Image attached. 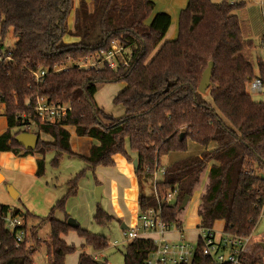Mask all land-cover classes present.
<instances>
[{
  "label": "trees",
  "instance_id": "16d2710c",
  "mask_svg": "<svg viewBox=\"0 0 264 264\" xmlns=\"http://www.w3.org/2000/svg\"><path fill=\"white\" fill-rule=\"evenodd\" d=\"M90 3L91 9L85 0H77L75 8L73 0H0V47L10 30L16 38L13 47L6 50L12 62L0 64V103L6 120L0 153L38 155L37 178L44 174L48 152L54 153L53 168L63 157L79 159L85 165L66 181V193L44 217L49 224L47 263L65 264L66 257L75 252L74 246L65 243L69 232H75L92 250L108 247L105 237L79 225H66V201L76 196L78 182L86 172L113 167L115 155L130 162L128 152L135 153L138 213L157 209L150 191L152 171L161 156L185 152L188 142L204 151L166 166L155 184L163 223L181 230L179 214L186 207L179 209L180 204L201 188L197 227L212 228L215 221H223V234L253 235L264 212V101H253L246 87L255 78L264 84V60L253 61L249 29L235 14L245 4L188 0L179 13L176 39L165 42L170 25L167 14L156 13L145 24L154 7L151 1ZM71 12L73 24L69 28ZM64 37L74 41L67 43ZM113 40L129 52L127 67L95 71L75 66L77 61L107 51ZM210 62L213 67L205 93L211 104L197 90ZM38 69L47 73L35 88L29 70ZM114 83L126 85L112 100L124 108V117L119 120L105 114L93 99L101 86ZM35 93L53 104L68 105L65 118L39 123L30 98ZM29 121L34 125L31 131L24 129ZM67 127H73L77 137L94 142L86 156L71 151ZM22 132L37 136L33 151L15 142V136ZM41 134L50 141L42 140ZM210 145L214 147L208 150ZM168 192L175 193L174 201L162 203L161 197ZM56 212L63 215V221L55 219ZM8 214L24 222L28 236L19 247L1 219ZM29 216L26 210L0 204V264H35L34 249L27 242L28 238L35 240L34 228L26 223ZM92 220L106 225L115 218L97 206ZM259 241H252L251 253L243 256V264H263L259 257L263 243ZM154 249L151 240H130L123 247V264H147ZM77 264L96 263L80 254ZM188 264L212 263L197 244Z\"/></svg>",
  "mask_w": 264,
  "mask_h": 264
},
{
  "label": "rangeland",
  "instance_id": "374dc122",
  "mask_svg": "<svg viewBox=\"0 0 264 264\" xmlns=\"http://www.w3.org/2000/svg\"><path fill=\"white\" fill-rule=\"evenodd\" d=\"M222 0H212L213 3H218ZM230 2H238L239 0H228ZM261 0H251L250 6L244 9L238 10L235 14L239 17V19L243 20L247 28L249 29V35L252 40L253 45H255V49L253 50V61L256 60L255 57L261 58L263 56V51L258 47L259 40L261 36L264 34V14L261 8ZM154 10V7H153ZM152 10V11H153ZM152 13V12H151ZM159 13V12H157ZM70 18L71 15L67 18V26L70 28ZM153 18V14H151L145 24H149L151 19ZM176 28H171L168 30L166 37L163 41H173L176 39L171 38V34H174ZM63 40L65 42H73L72 38L64 37ZM16 42V38L12 35L11 30L7 33L6 38L3 44L0 47V51H6L13 47ZM256 69V67H255ZM256 71V70H255ZM117 84V83H114ZM250 98L255 102L264 101V94L254 95L248 91ZM204 98L211 104L210 99L207 97V93L203 94ZM3 129L2 124H0V130ZM30 133V132H29ZM42 138H46L49 140V137L42 135ZM204 151V148L200 147L197 144H188L187 149V157L190 156H199L200 153ZM183 152V153H185ZM54 153L48 152L44 155V164L45 171L42 177H22L20 180L21 185L24 187L23 189L26 191L24 194V201L29 200V204H34L36 209L29 208L31 212L34 214H42L43 210L46 208L47 200L53 198V191L58 195L59 198L62 197L64 191L66 190V181L71 179L76 173L81 170V167L76 168L74 172H69V166L73 163L80 164L82 162L77 159L71 160L70 162L67 160H61L56 168H53L51 165V159L53 158ZM175 157H179L178 155H172ZM182 156V155H181ZM170 155H163L160 157V165H167L170 160ZM114 166L103 172H94L95 178L99 180L100 184L103 186V193L101 195V201H97L95 197V188L94 177L90 172H86L85 176L79 180L78 184V204L74 207V213L76 211L82 209V215L80 216V220L82 223V228L94 235L103 236L108 240L107 249L101 251L100 253H94L95 250H91L89 247L85 249H80V239L75 232H72L69 236L68 242L73 244L75 247V252L69 256H67L65 260V264H77L78 256L80 254L92 255L95 257V261H104L106 264H123V247L127 243V239L123 235V231L120 229L122 225V220L127 219V227L131 228V224H129L132 220H137L138 214V205L136 199V191L138 193V185L137 179L135 177L134 168L132 162L126 161V159L120 155H116L113 158ZM84 164V163H83ZM84 167V166H83ZM99 169V170H102ZM18 169H14L8 160H2L0 164V176L3 177V174H6V178H4L3 182H0V191L3 190L6 192V187L11 186L15 191L14 185L16 184L15 180ZM118 175L122 176V180L118 179ZM15 177V178H14ZM71 177V178H70ZM101 188L100 186H97ZM201 190V188H200ZM200 190L193 195V200H188L186 204V208L181 210L179 217L182 220V231L181 234L184 238H189L194 240L196 237V223L198 221L197 217V209L200 203ZM17 192V191H16ZM198 196V197H197ZM16 204H19L16 201ZM27 206V204H25ZM96 206H99L107 213L109 212L111 215L115 217V220L111 221L106 225H97L93 220L92 216L94 214V209ZM28 207V206H27ZM93 209V211H90ZM57 213V212H56ZM28 214H30L28 212ZM55 214V213H54ZM78 215V214H74ZM45 217V216H44ZM44 217H37L30 214L27 219L28 226H32L33 234L35 240L28 238V246L34 249V261L37 264H41V261H46V246H47V235L49 232V225L44 220ZM78 216H73L72 219H76ZM138 225V220H137ZM217 229L220 228L219 225L216 226ZM264 236V212L261 215L260 223L256 228L255 232L252 235V239L256 240ZM263 240V241H262ZM259 242L264 244V239ZM70 244V245H71ZM92 257V258H93ZM259 257L261 258L264 264V250L259 253Z\"/></svg>",
  "mask_w": 264,
  "mask_h": 264
},
{
  "label": "built area",
  "instance_id": "2783aa9c",
  "mask_svg": "<svg viewBox=\"0 0 264 264\" xmlns=\"http://www.w3.org/2000/svg\"><path fill=\"white\" fill-rule=\"evenodd\" d=\"M258 47L262 49L264 60V35L260 38ZM129 52L126 51L117 41L113 40L105 52H100L84 60L77 61L75 66L82 69L98 71L103 68L115 70L128 66ZM12 62L11 57L6 51H0V64ZM35 88L43 82L47 73L45 70H29ZM248 91L254 95L264 94V84L257 78L252 79L248 84ZM32 99V110L39 123L55 122L65 118L68 105L53 104L44 96L35 93ZM4 116V107L0 103V117ZM23 118L26 115H22ZM24 126V129L31 131L33 122ZM165 171V167L155 166L152 171V184L150 191L157 202V209H149L143 213H138V227L123 231L127 240L144 238L152 241L155 249L149 253L147 264H188L195 253L196 246H201L202 255L210 260L212 264H243L244 255L251 253L252 235L241 238L235 235L221 234L216 236L212 228L196 227V237L194 240L184 238L181 231L174 226H167L161 219V207L158 193L155 188ZM175 193L168 192L161 197V202L171 204L174 201ZM6 230L14 240L15 247H19L27 238V231L23 228L24 222L18 217H11L9 214L1 218ZM178 235L177 239H169L170 232ZM264 239V236L261 237ZM41 264H48L47 261Z\"/></svg>",
  "mask_w": 264,
  "mask_h": 264
},
{
  "label": "crops",
  "instance_id": "0c3cea01",
  "mask_svg": "<svg viewBox=\"0 0 264 264\" xmlns=\"http://www.w3.org/2000/svg\"><path fill=\"white\" fill-rule=\"evenodd\" d=\"M86 3L88 4V7L89 9H91V3H90V0H85ZM153 3L154 5V10L152 11L151 14H153V16L159 12V13H164V14H167L170 18V25H169V28L168 30L171 28V30L173 28H176L175 29V32L174 34H171V38L170 40H172V38H175L177 36V30H178V18H179V13L185 9L186 5H187V2L188 0H149ZM212 1V0H211ZM223 1V0H222ZM221 2V1H220ZM218 2V3H220ZM238 2H243L245 4L244 6V9L247 7L248 9V6H250V2L251 0H239ZM261 3V8L264 4V0H261L260 1ZM73 5H74V8L77 6V0H73ZM71 18H70V28H72V24H73V12H71ZM69 17V16H68ZM167 30V32H168ZM166 32V34H167ZM166 34L164 36V38L166 37ZM250 34V33H249ZM264 35V34H263ZM262 35V36H263ZM175 36V37H173ZM261 36V37H262ZM65 41V40H64ZM69 43V42H67ZM255 45H253V50L255 49ZM256 59H261V58H257L255 57ZM126 85L124 83H117V84H106V85H103L101 86L97 91L96 93L94 94L93 96V99H94V102L95 104L97 105V107L99 109H101L105 114L113 117L114 119L116 120H119V119H122L124 117V114H125V111H124V108L120 105H114L112 103V100L113 98L119 94L123 89H125ZM248 87H246V90H247ZM0 124H2L3 126V129L0 130V135L6 130V120H5V117H0ZM67 132L69 133V146H70V149L73 153H76V154H79V155H83V156H86L88 154V151H89V148L91 147V145L94 143L91 139L89 138H85V137H77L75 135V132H74V128L73 127H67L66 128ZM43 134L40 135V138L42 140H45V141H50V138L49 140H46V138H42ZM46 136V135H45ZM48 137V136H47ZM188 144H194L192 142H188L187 143V146ZM214 146L213 145H210L208 147V150L212 149ZM170 155V160H172L171 162H169L167 165H160V159H159V166H162V167H166L168 165H170L171 163L175 162V161H178V160H181V159H184V158H187V152L185 153H169ZM172 155H178L179 157H175V156H172ZM182 155V156H181ZM116 156V155H115ZM114 156V157H115ZM128 156L129 158L131 159L130 163L136 159V154L135 153H132V152H128ZM113 157V158H114ZM191 157V156H190ZM39 156L38 155H33V156H26V157H15L13 156L11 153H0V164L2 162V160H8L10 162V164L13 166L14 169H18L17 173H19L17 176H16V179L15 182L16 184L14 185L15 189H16V193H17V197L15 199H12L9 197L8 193L7 192H4L3 190L0 191V204L2 205H8L10 208H16V209H20V210H26L27 212H29L31 215L33 216H37V217H44L47 215L50 207L58 200L60 199V195L58 197V195L53 191V198L51 199H48L47 200V206L46 208L43 210V213L42 214H34L33 212L30 211L29 208H34L36 209V206L34 204H29V200L27 199V202L26 200L24 201V194H26V191L23 189L24 187L21 185L20 183V180L22 177H33L34 176V172H35V169H36V159H38ZM76 158H68V157H63L62 160H67V161H71V160H74ZM78 161L82 162L81 160L77 159ZM127 161V160H126ZM83 166H85L83 164V162L80 164H76V163H73L69 166V169H70V173L71 172H74L75 170H77L76 168H79L81 167V169L83 168ZM111 169L112 167H109V168H104V167H97L94 169L93 172H90L92 174V176L94 177L95 176V173L94 172H103V171H106V170H103V169ZM99 169H102V170H99ZM72 174V173H71ZM6 174H3V177H2V181H4V178H6ZM35 177V176H34ZM15 178V177H14ZM71 178V177H70ZM118 179L121 181L122 180V176L121 175H118ZM69 180V179H68ZM95 181L98 183L95 184ZM160 181V180H159ZM79 184V182H78ZM97 186H100V192H99V200L101 201V195L103 193V186L100 184L99 180L96 179L94 177V184H93V187H97ZM67 191V188L66 190L64 191V194L66 193ZM78 189H77V193H76V196L75 197H71L69 198L67 201H66V204H65V212L66 214L69 216V218H72L73 216H78L76 217L75 222L77 223V225H79L81 228H82V223L81 221H79L80 219V216L82 215V211L84 209V207L82 206V209L80 208V210L76 211V213H74L75 209V205L78 204L77 202V197H78ZM63 194V195H64ZM136 194H137V191H136ZM62 195V196H63ZM198 197V196H197ZM136 199H137V195H136ZM193 200V198L191 199V201ZM16 201L19 203V204H16ZM27 204V206L25 205ZM97 207V206H96ZM95 207V209H96ZM94 209V211H95ZM102 209V208H101ZM197 209V207H196ZM103 210V209H102ZM90 211H93V209H90ZM105 213H107L105 210H103ZM197 212V211H196ZM74 214H78V215H74ZM108 215H111L109 212L107 213ZM113 216V215H111ZM138 216V214L136 215ZM55 219L56 220H59V221H63V215L61 213H55L54 215ZM114 217V216H113ZM198 217V216H197ZM115 218V217H114ZM127 219L130 220V218H126L124 221L122 220V225L124 227H121L120 226V229L122 231H127V230H130V229H134V228H137L138 225H137V220H132L129 222V224H131V228L127 227ZM27 225L29 222H26ZM199 223V218H198V221L196 223V227ZM49 225V224H48ZM217 225L220 226L219 229H217ZM223 221H215L212 225V229L213 231L215 232L216 236H220L222 234V230H223ZM31 226V225H30ZM196 227H195V231H196ZM83 229V228H82ZM182 231V228L181 230ZM72 232H69L66 237H65V243L68 245V246H74L73 244L69 243L68 240H69V236ZM168 238L169 239H177L178 238V235L173 231V232H170L167 234ZM262 237V236H261ZM261 237L259 238H256L257 241L261 240ZM80 239V238H79ZM107 239V238H106ZM195 239V237H194ZM108 240V239H107ZM130 241V240H127V242ZM71 244V245H70ZM80 249H85L87 248L88 246L84 245V241L82 239H80V245H79ZM75 247V246H74ZM90 248V247H89ZM91 249V248H90ZM92 250V249H91ZM103 251V250H102ZM101 251H95L94 253H100ZM46 253V251H45ZM36 254V253H35ZM35 254L33 255V259H34V256ZM86 255V254H85ZM93 255V254H92ZM92 255H87V256H90V257H93ZM67 258V257H66ZM94 260L95 257H93ZM35 262V261H34ZM44 262V261H41V263ZM102 262V261H101ZM37 264V263H35Z\"/></svg>",
  "mask_w": 264,
  "mask_h": 264
},
{
  "label": "water",
  "instance_id": "95a60500",
  "mask_svg": "<svg viewBox=\"0 0 264 264\" xmlns=\"http://www.w3.org/2000/svg\"><path fill=\"white\" fill-rule=\"evenodd\" d=\"M212 67H213V63L212 62L208 63L207 67L204 69V71L201 74L199 85L197 88L199 94H204L206 92L209 84H210ZM181 136H182V134L180 135V137ZM14 140L24 150L33 151L36 147L37 136L32 134V133L22 132V133L18 134L17 136H15ZM132 165H133V168L135 170L137 168V160L136 159L132 161ZM1 181H2V177L0 176V182ZM6 192L8 193L9 197L12 199H15L17 197V193L15 192V190L11 186L6 187ZM99 192H100V188L96 187L95 188V197H96L97 201H99ZM188 200H189L188 196H185L183 198L181 204H180L179 209L184 208L186 206ZM66 225L71 227V228H74L77 226V223L75 222L74 219L68 218L66 220ZM121 227H124V226L122 225ZM262 249L264 250V244H262ZM95 263L96 264H102V262H100V261H95Z\"/></svg>",
  "mask_w": 264,
  "mask_h": 264
}]
</instances>
